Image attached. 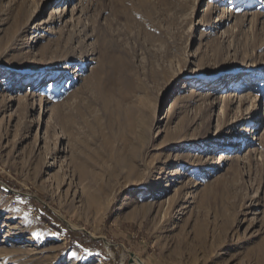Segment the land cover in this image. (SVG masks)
I'll return each mask as SVG.
<instances>
[{"label": "rangeland", "instance_id": "rangeland-1", "mask_svg": "<svg viewBox=\"0 0 264 264\" xmlns=\"http://www.w3.org/2000/svg\"><path fill=\"white\" fill-rule=\"evenodd\" d=\"M0 264H264V0H0Z\"/></svg>", "mask_w": 264, "mask_h": 264}, {"label": "trees", "instance_id": "trees-1", "mask_svg": "<svg viewBox=\"0 0 264 264\" xmlns=\"http://www.w3.org/2000/svg\"><path fill=\"white\" fill-rule=\"evenodd\" d=\"M43 220H45L47 223H51V220L47 219V218H42ZM52 226H54V224H52Z\"/></svg>", "mask_w": 264, "mask_h": 264}, {"label": "bare ground", "instance_id": "bare-ground-1", "mask_svg": "<svg viewBox=\"0 0 264 264\" xmlns=\"http://www.w3.org/2000/svg\"><path fill=\"white\" fill-rule=\"evenodd\" d=\"M136 261H138V263H141V261H140V260H138L137 258H136Z\"/></svg>", "mask_w": 264, "mask_h": 264}]
</instances>
